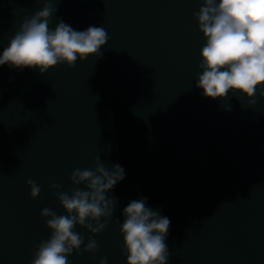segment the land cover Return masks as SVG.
<instances>
[{"label":"water","instance_id":"obj_1","mask_svg":"<svg viewBox=\"0 0 264 264\" xmlns=\"http://www.w3.org/2000/svg\"><path fill=\"white\" fill-rule=\"evenodd\" d=\"M219 0H217V3ZM44 0H0V54ZM202 0H52L49 28L103 27L101 56L38 69L0 66V264H32L51 236L56 192L71 194L73 170H124L106 193L116 204L69 264H127L123 209L146 206L170 219L167 264H264V97L196 87L206 43L194 13ZM41 191L30 196L27 180ZM61 185L51 189L50 184ZM95 226V221H92ZM93 239L94 253L84 252Z\"/></svg>","mask_w":264,"mask_h":264},{"label":"clouds","instance_id":"obj_2","mask_svg":"<svg viewBox=\"0 0 264 264\" xmlns=\"http://www.w3.org/2000/svg\"><path fill=\"white\" fill-rule=\"evenodd\" d=\"M56 9L52 0L25 19L0 54V66L5 64L17 69H38L41 74L58 64L74 67L77 59L101 56L100 49L108 42L103 27L89 26L84 31L74 30L60 21L55 29L49 28L50 18ZM199 31L206 43L200 50L201 73L196 87L206 98H226L229 91L247 97L249 104L256 103V94L264 97V0H202L199 11L194 13ZM94 169L73 170L70 181L71 194L56 192L57 199L67 215H57L50 208L41 211L48 217L46 227L51 231L48 240L41 242L32 264H69L68 256L79 250L83 236L74 231L77 225L93 234L104 230L116 204L115 198L106 193L124 179V170L114 165L106 169L100 157ZM30 196L36 199L40 187L34 180H27ZM51 189L61 185L52 183ZM147 198L131 201L124 209L120 226L123 250L127 264H167L168 247L165 243L170 219L146 206ZM92 221H95L93 226ZM97 242L89 239L84 252L94 253ZM100 264H107L102 258Z\"/></svg>","mask_w":264,"mask_h":264}]
</instances>
